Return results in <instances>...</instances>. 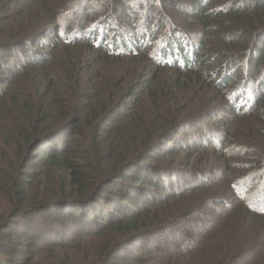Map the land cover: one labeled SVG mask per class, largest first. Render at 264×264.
Here are the masks:
<instances>
[{
    "label": "trees",
    "instance_id": "trees-1",
    "mask_svg": "<svg viewBox=\"0 0 264 264\" xmlns=\"http://www.w3.org/2000/svg\"><path fill=\"white\" fill-rule=\"evenodd\" d=\"M153 1L0 0V264H110L146 235L178 245L156 264H264V0ZM184 132L225 169L160 168Z\"/></svg>",
    "mask_w": 264,
    "mask_h": 264
},
{
    "label": "rangeland",
    "instance_id": "rangeland-1",
    "mask_svg": "<svg viewBox=\"0 0 264 264\" xmlns=\"http://www.w3.org/2000/svg\"><path fill=\"white\" fill-rule=\"evenodd\" d=\"M151 1H152V3H154L153 0H149V2H151ZM154 4L160 5L159 2H155ZM149 6H151V5H149ZM181 9H183V8H181ZM13 19H14V17H13V13H12V15H9V17H6V23L9 21L12 22ZM190 96H192V95H190ZM205 100L209 102V99L208 100L205 99ZM183 105H185V107H183V109H184L187 107L188 102L183 103ZM222 108H224V112L222 111ZM183 109L180 110L179 113H177L178 117H181ZM213 110H214L215 119H213V120H211V119L207 120L206 119L205 122H206V124H208L210 126L209 129L215 128L217 130V128L219 129V126L223 127L224 124H222V122H224V118L227 116L228 112H227L225 107L221 106L220 104L217 105V103L212 104V106L209 108L210 112L211 111L213 112ZM191 113H192V111H187V113H184L183 115H185L187 117L188 115H191ZM189 124H191V123H189ZM188 130L192 131V129H188ZM185 131H187V130L185 129ZM236 131H237L236 135L238 137L242 138L243 133L245 134L244 130L241 129L240 127H239V129H238V127H236ZM170 136H171V134H170ZM172 137H175L174 140H175V142H178V144L176 146V145H174V143H169L168 148H172V149L174 148V150H176V152L180 151V153H179L180 155L177 157V160L179 163L177 165H173L172 159H174V158L167 156L166 159H171V161L168 162L166 159H161L159 161H156L157 164L161 166L160 168H163V169L165 168V169L171 170V168H173V169L174 168L186 169V168H188V166H191L192 168L190 167V169L188 171L189 173H192V170L194 171V170L205 169V171L207 173H209V172L213 173L214 169L216 170V172H219L220 170L225 169L223 164L220 165L219 163H217V161H215L216 158L211 154V152L210 153H203L202 155H198V156L196 154H192V152L199 151V150H191L190 149V147L188 146V143H187V140H188V134L187 133L185 134V132H184V134L181 136L179 135V136H172ZM207 154H209V155H207ZM166 164H170L171 168L169 166H166ZM177 170H180V169H177ZM187 170L188 169H186L185 171H187ZM95 174L97 175V171H95ZM217 174H219V176L216 177V179L221 180V177H220L221 174L220 173H217ZM217 174H216V176H217ZM144 185H145V183H144ZM215 185H217V187H218V192L216 191V189L213 191H209V193L199 192L198 194H196L195 191H193L195 193V195H192L190 193V194L186 195V197L177 196V197H175V198H177V200H172L169 203H167L166 205H162L160 208H158V210H154L153 212L156 214L157 213L160 214L162 216L161 219H164V216H165L164 214H166L168 212L169 206H173L180 201H182V202L176 205V207L178 206V209L175 208V206L172 207L173 209L175 208V211H174L175 214H179V215L189 212L190 210H188V209H191L193 207V205L198 203L199 199H201V198H213V197L218 198L220 195L225 196L226 198H229L228 192L226 190L225 191L221 190L222 185L220 184V182H216ZM178 192H180V191H178ZM200 195H202L201 198L198 197ZM195 198H199L197 202H196ZM201 207L202 206H199L198 211H196L193 215H190L189 217L179 221L181 225H184V226L188 225L193 230L191 235L188 233H185V235L188 237V239L190 238L188 235H190L192 238H196V235L199 236V229L201 226H204V223L206 220L199 218V214L201 212L206 213L205 212L206 208H204V207L201 208ZM217 213H213V214H217ZM209 214H211V213H209ZM212 216L213 215H211V217ZM152 220L154 221L153 217L151 218V221ZM172 221H173V219H172ZM172 221H170V223ZM206 223H207V221H206ZM141 224H143L142 221L139 223V225H141ZM167 225H171V224H167ZM198 227H199V229H198ZM99 236L100 237L95 238V240H102L103 242H105V244L112 242V243H114L112 247H114L116 245V243L120 244L121 241L124 239V238L116 236L115 234H112V232L111 231L109 232L108 230L105 232L99 233ZM147 236H149V235L145 236L146 238L144 241L139 242L140 245H145L143 247V251L139 250L140 246L138 243L136 245L130 244L127 246L128 251L126 253H125V251L122 253H120V252L114 253L113 258L110 261V264H126V263L121 262L120 260H122V259H120V258H123L125 260V258H127V257L130 258L129 261L131 264H145L144 261H137L136 262L135 259L137 258V256H139V257L142 256V258H144V259L150 256L152 258L150 260V263L156 264L157 262H159L160 258L164 257L165 254L170 252L167 248L178 246V245L174 244V242L169 243V239L165 240V244H163L164 243L163 240L162 241L157 240V239L153 240ZM180 236H182V235H180ZM102 244H100L98 242L96 245L101 246ZM105 244H103L101 247H103ZM129 247H131V249H129ZM81 248L82 249H88V248H90V244H84V245H82ZM87 251H89V252L86 253L85 255L88 258H91L92 256H94V253L92 251H90V250H87ZM106 255H107V253L105 254V256ZM240 260H241V262H243L244 260L246 261L247 258L241 257Z\"/></svg>",
    "mask_w": 264,
    "mask_h": 264
}]
</instances>
